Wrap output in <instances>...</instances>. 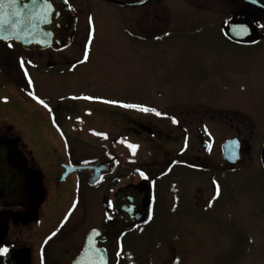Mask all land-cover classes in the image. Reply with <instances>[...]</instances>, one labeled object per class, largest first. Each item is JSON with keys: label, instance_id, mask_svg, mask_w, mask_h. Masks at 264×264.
<instances>
[{"label": "rangeland", "instance_id": "obj_1", "mask_svg": "<svg viewBox=\"0 0 264 264\" xmlns=\"http://www.w3.org/2000/svg\"><path fill=\"white\" fill-rule=\"evenodd\" d=\"M71 1L80 16L78 33L72 46L64 53H58L55 58L67 56L71 61L77 59V63L73 64L74 70L64 77L60 76L59 71L49 75L45 72L50 70L45 69V66L50 52L43 51L32 57L34 64L42 69L39 73L33 71L37 82L36 91L50 100L47 103L56 108L58 103L62 106L61 109L53 110L52 114L56 116L52 119L51 112L45 109L46 101L26 102V110L39 115L41 109L46 115L45 120L53 123L56 132L39 136L38 132L31 131L25 140L35 151H48L67 157L68 150L82 152L88 159L97 158L104 148V139L99 137L103 131L125 138L129 134L131 122L127 115L130 112L123 109V105L132 102L125 100H145L149 92L153 100L136 101L138 104L144 102L138 108L144 107L146 102L160 106L163 103L169 109L177 110L183 101H198L203 106L209 105L207 102L210 101H229L232 103L229 107L235 114L253 115L255 134L263 138L264 80L255 84L257 73L251 69L245 74L241 73L252 65L248 58L257 55L261 48L229 39L224 28L229 18L244 12H254L255 17L264 24V13L244 8L235 0H156L142 7L113 5L101 0ZM157 6H164L158 16L168 25L154 20L153 26L150 29L148 27L153 31L151 37H147L146 25L119 24L121 19H142L146 23L147 10L155 11ZM88 7L91 14H88ZM90 18L94 21L93 25H89ZM88 29H91V33L87 36ZM161 33H164V37ZM86 37L88 61H83L81 43L86 41ZM227 69L234 70L229 75L233 82L229 89L220 83L226 77ZM262 73L261 78H264V71ZM239 81L245 82V89L235 84ZM80 95L91 99L77 101L78 104L72 108V118L63 122L61 115L71 113L68 107L75 105L76 101L56 100ZM99 95L119 98L123 108L112 107L108 102L113 101L100 98ZM252 117L249 121L253 124ZM40 118L42 124L47 125L48 121ZM223 120L222 123L209 122L217 126L219 140L232 134ZM21 124L22 129H31L28 121L23 120ZM237 124L239 122L234 121L235 128ZM240 128L245 137L247 127L241 125ZM44 129L47 131L50 126ZM112 141L107 139V142ZM111 145H115L119 152L126 149L121 142ZM146 145L141 143L145 150ZM41 147L43 149L39 151ZM45 156L47 158L42 159V162L46 161L47 171L55 169L59 155ZM70 156L74 160L79 158L78 154ZM145 157L144 151L142 159ZM254 159L249 171L238 167L228 176H222L221 197L210 203L206 201L213 193L211 182L200 177L191 181L186 188L185 178L189 170L181 165V201L176 199V206L171 210L163 200L157 201L153 220L127 234L121 258L126 259L127 264H159L166 258L164 264H264V178L258 170L256 157ZM209 162L216 161L209 159ZM178 171L179 168H176L167 179L172 181ZM72 184L76 185V177ZM186 189L193 195L191 200L187 198ZM86 192L92 199V195H97L99 191L89 189ZM200 193L204 196L200 197ZM94 221L89 217L85 225H92ZM249 236L253 239L251 248ZM167 239L175 243L170 250L161 244Z\"/></svg>", "mask_w": 264, "mask_h": 264}, {"label": "flooded vegetation", "instance_id": "obj_2", "mask_svg": "<svg viewBox=\"0 0 264 264\" xmlns=\"http://www.w3.org/2000/svg\"><path fill=\"white\" fill-rule=\"evenodd\" d=\"M68 1L72 14L77 17L73 44L78 33L80 16L72 1ZM101 1L127 6L124 4L126 0ZM152 1L156 0H149L141 5L129 7H142ZM235 1L241 3L244 8H254L241 0ZM98 5L101 6V4ZM162 8L164 6H157L155 11L148 9V21L146 23H143L142 19H131V21L121 19L119 24L127 25L130 23L131 26L134 23H139L140 26L146 25L147 37H151L153 31L149 29L150 26H153L154 20L158 23L161 21V24H167L158 16ZM88 14H91L89 7ZM246 14H250L253 22L259 27V35L245 42L236 41L227 33L225 35L240 44L258 45L261 48L257 55L248 58L252 65L244 68L241 72L245 74L249 72V69L256 71L257 80L254 83L258 84L264 80L261 78L262 71H264V24L254 16V12H247ZM88 20L89 25L94 24L92 18ZM90 33L91 29H88L87 36ZM164 33H161L163 37ZM140 35L144 38L143 34ZM87 44L86 37V41L81 43L83 61H88ZM69 47L63 50L51 48L33 50L24 48L21 43L15 40H0V264H74L75 259L85 249L87 241L89 242L91 231L95 229L105 230L107 233L97 235L90 242L92 249L95 248L93 256L99 259L98 262L96 258L93 259L92 264H102L100 248L107 250L109 264H127L125 263L126 259L121 258L126 247L127 234L139 230L153 220L157 201L163 200L169 210L175 208L176 199L181 201V165L189 170L185 178L186 188L191 181L200 177L207 178L211 182L213 193L206 203L217 201L221 197L222 176H228L238 167H244L249 171L253 161H255L254 157H256L258 170L264 178V136L260 138L255 134L256 124L253 115L248 112L253 119L254 123L252 124L249 121L251 118L249 115L235 114L229 107L232 104L229 101H210L212 103L207 102L209 104L207 106L201 105L198 101L195 103L183 101V104L181 102L177 106V110H171L168 105L163 103V106H160L146 102L142 108L152 109V111H142L140 110L142 108L138 107L123 108L119 98L100 95L98 97L113 101L108 102L112 107L123 108L130 112V115H127L131 122L128 127V138L121 137L120 134L115 135L110 131H103L99 137L104 139L103 145L106 149L103 148L97 158L88 159L86 156L84 157L82 152L76 153L67 150V157L78 154L79 158L74 160L72 156L67 158L64 154L57 153L59 155L58 166L56 165L55 169L47 171L46 161L42 162V159L47 158L45 154L58 155L48 151L42 152V147L39 150L41 153H39L38 150L35 151L34 148H31L25 140L31 131L38 132L39 136L56 134L53 130V123L45 120L46 115L41 109H39V115L33 112L31 114L26 110V102L32 104V101H46V103L50 101L36 91L37 82L33 71L39 73L42 69L34 64L32 57L37 53L42 54L43 51H49L50 57L46 61L45 69H49L50 72L45 73L52 75L54 71H59L60 76L64 77L74 70L73 64L77 63V59L71 61L67 56L62 59L55 57L58 53H64ZM233 71L227 69L226 77L221 79L220 83L225 86V89L231 88L233 82L229 75H232ZM251 72L248 76L251 75ZM244 83L239 81L235 84L239 88L245 89ZM212 85L214 86V84ZM82 95H85V92H82ZM82 95L56 100L76 101L75 105L68 107L71 113L66 112L61 115L63 122L72 118L74 113L72 108L78 104L77 101L88 100L81 97ZM152 100V93L149 92L145 100L128 98L125 102L131 101L132 103L129 105L138 106L144 102L138 104L136 101ZM102 104L109 105L104 102ZM44 106L51 112L52 119L56 116L52 114L53 110L62 108L59 103L57 108L49 103L44 104ZM40 116L44 121H48L46 124L50 126L49 130L45 131L44 128L47 125L42 124ZM222 119L232 134L219 140L216 134L217 126L209 122L218 121L222 123ZM23 120L31 124V129L29 127L26 130L22 129ZM234 121L239 122L236 128ZM251 124L252 128L250 127ZM241 125L247 127L248 132L245 137L240 128ZM234 130L236 131L235 134L233 133ZM234 137H238L241 141V159L237 163H231L223 157L224 143ZM107 139L114 141L107 142ZM115 142L123 143L126 149L119 152L115 145H111ZM141 143H147L146 150L145 147L141 146ZM165 144L169 145L165 146ZM130 145L138 147L133 150ZM144 151L146 157L142 159ZM214 152H216L215 156L210 158L209 155ZM209 159L216 162H209ZM102 162L107 165V168L102 171L100 180L96 184H91L90 180L95 170L85 168V166ZM66 165L80 167L62 179L68 170ZM176 168H179L176 177L169 181L168 176L172 175ZM37 171L41 172L43 176L46 191L42 197L30 189L27 193L25 189L26 183L31 185L35 183ZM75 177L76 185L72 184ZM119 177L120 179L109 192V201L105 205V193L112 181ZM217 187H219V194H217ZM126 188L145 191L149 197L145 220L128 228L118 225L117 222L121 216L118 212L117 201L122 197L121 192ZM89 189H97L99 192L97 195H92L93 198L91 199L89 193L86 192ZM199 195L200 197L204 196L203 193ZM160 197L162 198L159 199ZM191 197L193 198V195L187 190V198L191 200ZM89 217L95 221L92 222V225H85ZM161 244L163 248H169L168 250L175 245L169 239ZM250 244L251 248L253 245L251 237ZM5 249L6 251H4ZM164 262L159 264H164ZM84 264H90L89 260Z\"/></svg>", "mask_w": 264, "mask_h": 264}, {"label": "water", "instance_id": "obj_3", "mask_svg": "<svg viewBox=\"0 0 264 264\" xmlns=\"http://www.w3.org/2000/svg\"><path fill=\"white\" fill-rule=\"evenodd\" d=\"M149 0L125 1L127 6H138ZM246 4L264 12V1L241 0ZM77 26V17L71 12L68 0H0V40H15L24 48L42 50L52 48L63 50L69 47L74 39ZM228 36L236 41H250L259 35V27L253 22L250 14L233 17L228 20L225 28ZM223 157L231 163H237L241 159V141L238 137L227 140L224 143ZM68 170L62 179H65L73 170L80 166L66 165ZM85 168L94 169L90 183L96 184L102 171L107 168L105 163L90 164ZM35 183H26V192L33 191L41 197L46 194L43 176L37 171ZM120 179L115 178L105 193V205L109 201V192ZM30 189V190H29ZM122 197L117 201V208L121 215L117 219L118 225L128 228L134 224L143 222L146 217L149 197L145 191L136 188H126L121 192ZM105 230L95 229L90 233L83 252L75 259L74 264H84L88 260L92 264L93 251L90 242L99 234H106ZM102 264H109L108 252L100 248ZM88 259V260H87ZM86 261V262H85Z\"/></svg>", "mask_w": 264, "mask_h": 264}, {"label": "snow or ice", "instance_id": "obj_4", "mask_svg": "<svg viewBox=\"0 0 264 264\" xmlns=\"http://www.w3.org/2000/svg\"><path fill=\"white\" fill-rule=\"evenodd\" d=\"M22 64H23V62H22ZM85 98L86 99H91L90 97H85ZM41 103H43V101H41ZM123 107H126V108H135V107H138V106H136V105H123ZM140 110H142V111H152V109H148V108H142ZM157 115H159V113H157ZM130 147L133 148V150H135L138 146L130 145ZM217 194H219V187H217ZM4 251H6V249Z\"/></svg>", "mask_w": 264, "mask_h": 264}]
</instances>
